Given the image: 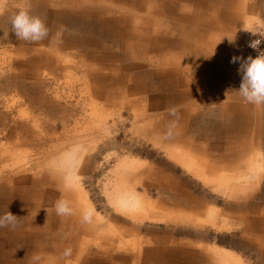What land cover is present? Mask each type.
<instances>
[{
  "label": "rangeland",
  "instance_id": "obj_1",
  "mask_svg": "<svg viewBox=\"0 0 264 264\" xmlns=\"http://www.w3.org/2000/svg\"><path fill=\"white\" fill-rule=\"evenodd\" d=\"M30 1L0 0V29L3 30L0 31L1 190L26 191V204L31 206L30 213L33 214V218L40 215L32 210L33 206H38L39 209L50 206L51 216L58 217V223L67 220L73 226L75 224V228L69 229V232L63 231L64 236L72 234L71 236L76 237L80 230L84 229V236L76 245L78 248L88 249L89 252L97 250L95 247L105 238L118 240V243L130 249L138 241L147 243L149 240L153 244L165 241L169 244L187 243L189 246L186 247L191 251L207 257L211 255L212 248H225L234 253V262L240 260L242 264H264V245L250 243L241 225H237L236 219L232 216H240L243 209L250 206L264 208V203L258 204L264 195L261 190L264 188L263 166L243 165L240 162L241 158H245L247 163L252 162L255 151L234 148L236 145L233 142L234 136L231 137L230 134L228 136L232 141L229 147L222 148L226 142L221 136L223 138L219 144L222 146L219 145V148L216 139L219 135L215 134L222 132L219 128L212 134L194 131L199 128L197 126L199 123L190 125V116L193 114L194 117L199 113L190 109L193 98L190 105L186 106L188 111H182L184 108L182 104L177 115H183L180 120L186 131L183 133L184 138L192 143L194 150L190 147L188 149L184 143L169 145L167 141L162 143L160 138H154L155 133H149L154 126L146 125L140 111H136V114L134 111L119 110L118 113L109 114L105 101L116 102L121 99L111 98L110 91L114 85L106 80L108 75L98 70V73L95 74L94 71L92 75L89 67L113 65L118 68L121 65L120 60L112 59L111 56L120 55L124 48L110 44L112 48L107 54L109 58L107 62L106 60L97 62L90 58V52H94L99 60L104 57L103 51L99 46L85 41L74 54H71L70 49L60 47L61 52L55 49L52 35L46 38L50 42L46 39L37 43L20 41L12 32L9 17L23 8L42 18V13L39 10L35 11ZM47 1H50V9L54 13L59 12L56 3H51L53 0ZM217 1L214 0L215 3ZM212 2L213 0L204 1V4H207L202 9L201 20L209 23L210 27L202 32L203 38L198 44L205 50L206 44H217L225 38L228 39L216 52V56L221 57L222 62L219 68L225 71L228 67L225 64L227 53L237 46L240 32L249 27L264 25V0H233V4H230L232 11L237 13L242 9L234 20L231 19L230 7L213 11V7L209 8ZM173 4L178 7L179 17H182V14L193 15L196 7L190 4V11L184 13L182 8L187 7L185 0H173ZM45 23L54 26L52 21L45 20ZM71 24V20L68 19L67 23L65 21L64 28L67 33L76 31L73 27L75 25ZM168 24L162 20L154 29L158 34L166 33L165 38L169 41L179 42L181 37L185 38L186 32H179L177 28L171 29L172 32L167 34L165 27ZM212 47L207 45V49L210 50L205 55L208 58L214 51ZM89 48H95L96 51H89ZM169 49H172V45L166 43L160 52L155 54L156 57L152 54L153 61L156 62L154 68L157 72L167 75L168 80L180 82V87H183L185 82L193 83L197 77L193 76L196 71L192 67V60L187 59L190 57L189 53H183V58L186 59L179 60L178 52ZM221 69L217 71L220 72ZM206 74L208 77H216V70L204 75ZM118 77L122 79L118 78L121 80L116 82L121 85L115 86L122 88L128 86L124 85L123 79L125 81L129 75L120 67ZM182 77L186 78L183 80ZM209 80L211 79L207 81ZM101 89L106 92L104 99H95V93H100ZM231 93L236 106H245L237 93ZM163 97L169 105L179 102L178 98H172V95ZM249 106L256 107L251 104ZM92 110L105 111L106 121L103 125L96 122L98 119L92 120L91 116H95ZM138 114L141 117L136 119V123L134 117ZM144 125L147 126L146 132L134 127L142 126L145 130ZM80 132H83L85 138L73 146H80L82 149L81 159L71 177L73 186L66 188L65 174L60 168L61 156L62 152H66L72 145L58 154L53 150L61 143V145L65 143V136L74 139ZM231 148L236 152L235 157L227 154ZM256 154H262L264 161V150L256 151ZM226 155L241 164L235 169L220 172H208L204 168L217 164ZM61 197L68 200L73 209L72 215L63 216L64 220L60 219L61 216H58L54 209L55 201ZM134 197L143 200L145 206L151 205V208L134 205L135 200L129 201ZM186 197H190V201H186ZM193 199L201 202L203 208L196 209L192 203ZM75 205L79 207L75 209ZM1 207L18 219L23 208L22 206L12 208L6 204ZM213 208L219 210L223 218H226L217 221L218 227L214 221L208 219V213ZM85 209L91 217L90 222H85L82 218ZM227 215L233 218L228 216L227 219ZM78 219L82 221L79 222L82 229L76 226L80 221ZM226 222L229 223L228 226H225ZM35 226L30 227L34 233L39 231L50 233L49 228L45 226ZM126 227H135L137 235L125 237L121 235ZM24 229L27 230L26 235H30L28 228L23 227V232ZM101 256L99 259L103 264H113L109 262V257ZM60 259L59 256L58 260ZM91 259L89 264H99V261H95L96 258ZM187 259L188 255L184 264H197L190 263ZM61 261V264H82L77 263L73 256L65 257L59 262ZM138 264H144L143 257ZM206 264L220 262L207 258Z\"/></svg>",
  "mask_w": 264,
  "mask_h": 264
},
{
  "label": "crops",
  "instance_id": "obj_2",
  "mask_svg": "<svg viewBox=\"0 0 264 264\" xmlns=\"http://www.w3.org/2000/svg\"><path fill=\"white\" fill-rule=\"evenodd\" d=\"M102 1L104 3L107 2V0H53L51 3H56L59 8V12L57 13H54L50 9V1L31 0L30 3L32 4L31 6H34L35 11L39 10V12L42 13V19L53 22L52 24L54 26H51V24L46 25L50 30L49 35H52L51 38H54V41H52L56 45L55 49H58L60 52L61 48H66L68 50L70 49L71 54H74L85 41V43H91L97 47L99 46V49L104 53V57L98 60V56H95L94 52H90L92 56H90V58L94 61L97 59V62H103L105 60V62H107V59H109L107 58V54L109 53V49L112 48L111 45L115 44L124 48L120 55H114L111 56V58L120 60L121 65L119 67L129 75L125 81L123 79V82H126L124 85L128 86L123 88L121 86H115L121 85V83L116 82V80H119L118 78H121L117 75L119 67H113V65H107L109 67L106 65L105 67L97 66L98 68L89 67V71H96V74L98 70L108 75L106 80L108 83L114 85L111 88L112 91H110L112 94L111 98L121 99L118 100L121 102L127 99H134L143 105L136 111H144L148 116L145 123L148 122L155 127L157 126V129L153 127L149 132L155 133L154 138H160L162 143L167 141L169 145L184 143L188 149L192 148L194 150V146L191 145L192 143L184 138L183 133L186 131L180 120L183 115L178 114L173 117L165 113V109L174 107L176 111H180L182 104L184 107L182 111H188L186 106L190 105L191 98H193L190 109L191 111H198L199 113L194 117L193 114L190 116L192 120H190V125L199 123L197 124L199 128L194 131L200 132V134H212L213 131L219 128L222 132H220V134L215 133L219 135L216 138L219 148L222 146L219 143L223 137L225 138L226 145L222 146V148H226L230 145L232 141L228 136L230 134L231 137L234 136L233 142L236 144L234 148L255 151L252 162L248 161L247 163L245 158H241L242 160L240 159V162L243 165H262L264 168L262 154H256V151L259 152L260 150H264V106L251 108L240 96V100L245 106H236L233 103L232 91L230 92L229 89H227V83L232 78V71L228 67H226L227 70L225 71L219 68L222 64L221 57L219 58L216 56L217 48L219 46L221 47V44H225L228 39L225 38V40L223 39L217 44H206L205 50L201 49L198 44V41L203 38V31L210 27L209 23L201 20V18H203L201 14L202 9L207 4H204V1L207 0H185L187 7L182 8L184 13L185 11H190V4L196 7H194L195 11L193 15L189 16L187 14H182V17H179L178 7L173 4V0H108L106 4ZM230 4H233V0H218L216 3L213 0L209 8L213 7V11H220L226 6L230 7L231 19L234 20L239 16V12H241L242 9L234 13L235 11H232ZM237 8H239V6ZM106 14H108V17ZM124 17L126 19H124ZM68 19L72 21L71 25H75L73 27L76 31L73 33H69L68 31L67 33L65 30L63 32L62 41L56 43L55 37L57 30L61 26L65 27V21L67 23ZM148 19H150V21ZM162 20H164L165 23H169L165 27L167 34L172 32L171 29L177 28L179 32H186L185 38L183 39V37H181L179 42H175L166 40V33L162 35L158 34L154 28L157 24L161 23ZM158 31L160 32L161 29H158ZM104 39L105 44L103 42ZM166 43L172 45V49H169L170 51L173 50L178 52L179 60H185L186 58H183V53H189L190 57L187 59L190 61L192 60V67H194L196 71V74L193 76L197 77L194 79L193 83L185 82L184 86L180 87V82L168 80L167 75L165 76L161 74L162 72H157L154 68L156 62L153 61L152 54L155 56V54L159 53L160 49L164 47ZM207 45L210 48L213 46L212 48L214 49L209 58L205 55L210 50L207 49ZM91 50L96 51L95 48H89V51ZM113 53L114 52H112V55ZM218 69H221L220 72L217 71ZM213 70H216V77H208V74H206V76L204 75ZM225 73L228 77L225 76ZM185 78L186 77H182L183 80ZM207 78L211 80L207 81ZM102 90L100 92H102ZM103 92V94L106 95L104 90ZM163 95H172V98H178L179 102L169 105ZM173 121H176V126L171 129V134L168 135L170 124ZM227 154L231 157L236 156V152L233 148L229 149ZM228 155L222 157L223 160L218 161L217 164L205 166L204 168H206L208 172H220L222 170L237 168L241 163L239 164L235 159H229L230 157ZM208 167H212L213 169ZM262 177L264 178V176ZM261 190L264 192L263 187ZM26 194L27 192L24 190L13 192L1 190L0 188V216L8 212L2 209L1 206L4 204L12 208L23 207L20 212L21 219L19 218L17 223L19 227L16 226L15 231L12 227L0 228V264H61L62 261H59L65 258L63 252L67 248L72 250L71 256L75 258L76 262L82 264H89L92 260L91 257L96 258L95 261H99V264H103L99 259L102 257L101 255L109 257V262H113V264H117V262H120V264H130V262L132 264H138L142 257L144 258V264H184L187 255V261L190 263L206 264L208 258V260L212 259V261H218L222 264V259L218 258L214 253V248L210 250L212 253L207 257L203 254L191 251L186 247L189 246L187 243L180 245V243L177 242L169 244L165 241H158L153 244L149 240L147 243L138 241L134 247L130 249L124 247L122 243H118V240L115 241L105 238L95 247L97 250L89 252L88 249L85 250L82 247L78 248L76 245L84 236V229H82L81 223H79L82 222L81 219H78L80 221H78L76 225L82 229L79 235L73 237L71 236L72 234H66L64 236L63 231L69 232V229L75 228V224L73 226V224H70L67 220L66 222L63 221L58 223V217L51 216L52 211L50 206L41 209H39L38 206H33L32 210L40 214L38 217L33 218V214L31 215L30 213L31 206H27L28 204H26ZM190 199V197H187L186 201H190ZM192 203H194L196 209L203 208L201 202L196 199H193ZM262 203H264V195H262L260 203L258 204L261 205ZM36 209H39V211ZM43 213L45 214L44 216ZM228 216L231 215H227V219ZM232 216L233 219H236L237 225H241V229L244 230V235L248 238L250 243L257 244V246L264 245V208L261 209L254 205L247 209H243L240 216ZM60 219L64 220L63 217ZM228 224L229 223L226 222L225 226H228ZM31 225L45 226L49 228L50 233H42L41 231L34 233L30 230V227H32ZM23 227H27L29 230L28 234H32L27 236V230L24 229L25 232H23ZM98 227H100V225ZM13 233L15 236L12 235ZM120 234L124 237L137 235V229L135 227H126ZM220 250L229 251L225 248H221ZM120 251H123V253L121 254ZM258 252L261 253L262 256V252L259 249ZM59 256L61 257L60 260H58ZM225 256L231 260L235 258L234 253L231 251ZM226 259L224 260L227 261Z\"/></svg>",
  "mask_w": 264,
  "mask_h": 264
},
{
  "label": "clouds",
  "instance_id": "obj_3",
  "mask_svg": "<svg viewBox=\"0 0 264 264\" xmlns=\"http://www.w3.org/2000/svg\"><path fill=\"white\" fill-rule=\"evenodd\" d=\"M12 32L20 41L29 43H37L49 36V28L45 20L37 15H33L30 11L21 8L16 13L9 17ZM0 31H3L0 29ZM65 28L61 26L56 33L55 42L62 41L63 32ZM252 48H257V41L252 42ZM240 61V73L242 75V82L238 90L232 91L237 93L244 102L256 107L264 106V52H261L255 59L251 56L247 60L242 57H233L232 63ZM170 115L175 117L177 111L174 108L165 109ZM176 126V121L171 122L168 135L171 134V129ZM82 149L80 146H72L61 156L60 168L65 174V187L71 188L72 174L79 166L81 159ZM55 212L58 216H69L73 214V209L70 202L63 197L58 199L54 205ZM82 218L85 222H90L91 217L88 210L85 209ZM18 223L17 216L13 215L10 211L0 216V228L12 227L15 228ZM72 250L67 248L63 252L64 257H70Z\"/></svg>",
  "mask_w": 264,
  "mask_h": 264
},
{
  "label": "bare ground",
  "instance_id": "obj_4",
  "mask_svg": "<svg viewBox=\"0 0 264 264\" xmlns=\"http://www.w3.org/2000/svg\"><path fill=\"white\" fill-rule=\"evenodd\" d=\"M91 1V0H90ZM106 1V0H105ZM93 2V1H92ZM103 2V1H102ZM107 2H108V0H107ZM106 2V3H107ZM91 3V2H90ZM104 3V2H103ZM106 3H104V4H106ZM110 3V2H109ZM142 3V2H141ZM99 4H100V2H99ZM102 6V5H101ZM111 6V5H110ZM139 6V5H138ZM106 8V7H105ZM110 9V8H109ZM111 9H112V6H111ZM125 9V8H124ZM127 9V8H126ZM141 10V9H140ZM118 11V10H117ZM103 14V13H102ZM107 15V17H108V14H106ZM99 16V15H98ZM127 16H129V15H127ZM124 19H126L125 17H124ZM156 19V18H155ZM149 21H150V19H148ZM125 21V20H124ZM158 22H160V21H158ZM153 23V22H152ZM162 23V22H161ZM101 24V23H100ZM120 24V23H119ZM143 25V24H142ZM156 25V24H155ZM151 26V25H150ZM149 26V27H150ZM129 27V26H128ZM129 28H131V27H129ZM160 30V29H159ZM148 31V30H147ZM70 33V32H69ZM157 33V32H156ZM98 34V33H97ZM96 34V35H97ZM123 35V34H122ZM116 37V36H115ZM158 38V37H157ZM93 40H95V39H93ZM96 41V40H95ZM130 41V40H129ZM112 42H114V41H112ZM149 43V42H148ZM112 44V43H111ZM142 44V43H141ZM130 45V44H129ZM147 46H149V45H147ZM141 47V46H140ZM144 47V46H143ZM70 48V47H69ZM142 48V47H141ZM44 54V53H43ZM41 57H44V56H41ZM179 59V58H178ZM95 60H97V59H95ZM226 64V63H225ZM75 67V66H74ZM98 68V67H97ZM73 70V69H72ZM94 71V70H93ZM110 71V70H109ZM89 74V73H88ZM90 74H92L93 75V72H91ZM100 75V74H99ZM116 75V74H115ZM118 75V74H117ZM110 78V77H109ZM122 79V78H121ZM121 79H119V80H121ZM114 82V81H113ZM124 83H126V82H124ZM142 87V86H141ZM93 88V87H92ZM99 89V88H98ZM102 90V89H101ZM132 90V89H131ZM143 90V89H142ZM105 91V90H104ZM135 91V90H134ZM104 92H103V90H102V92H96L95 94V99H97L98 98V100H103L104 98V94H103ZM89 94H91V92L89 93ZM132 95V94H131ZM135 96H137V95H135ZM145 97V96H144ZM147 97H148V95H147ZM106 100V99H105ZM148 102V101H147ZM105 105H106V107H108L109 108V114H111V113H115V112H119V110H126V111H134L133 113H136V110H138L139 108H141L143 105L141 104V103H139V101H137V100H134V99H127L126 101H123V102H121V101H114V102H106L105 101ZM95 106V105H94ZM99 107V106H98ZM97 109V108H96ZM149 110V109H148ZM93 111V110H92ZM125 112V111H124ZM141 113H140V115L141 116H144V121H146L147 120V114H145V112L144 111H140ZM99 113V114H98ZM142 113H144V114H142ZM137 114V113H136ZM93 115H95L97 118H94L95 116H91V118H93L92 120H95V119H98L96 122H101L102 123V125H103V122H105L106 120V117L104 116L105 115V111H96L95 110V112L93 111ZM154 115H156V114H154ZM113 116V115H112ZM141 116H139V114L138 115H135V117H134V119L136 120V119H138L139 117H141ZM150 116V115H149ZM155 117V116H154ZM159 118V117H158ZM140 119V118H139ZM163 119H166V118H163ZM142 120V119H141ZM139 121V120H138ZM85 122V121H84ZM130 122V121H129ZM136 123H137V120H136ZM135 123V124H136ZM153 123H155V122H153ZM169 123V122H168ZM94 124V123H93ZM110 124V123H109ZM135 124H133V125H135ZM147 124H149V125H151L150 123H146V125ZM157 124V123H156ZM95 125V124H94ZM94 125H92V128H93V126ZM165 125V124H164ZM97 126H98V124H97ZM96 126V127H97ZM124 126V125H123ZM145 126V125H144ZM82 127V126H81ZM88 127V126H87ZM135 127V129H137V130H142V131H144V132H146L147 131V126H145L144 128H145V130H143V128H142V126H134ZM155 127V126H154ZM157 127V126H156ZM155 127V128H156ZM178 127V126H177ZM84 128H86L85 127V125H84ZM180 128V127H179ZM105 129H107V128H105ZM157 129V128H156ZM159 129V128H158ZM178 131H180V130H178ZM78 132V131H77ZM84 132V131H83ZM83 132H80V134H79V136H77V137H75L74 139L73 138H71V139H69L68 137H66L65 135V138H66V140H65V143L63 144V145H61L60 144V146H56V148H55V150H53V152L55 151V153L56 154H58L59 152H61V151H65L66 149H68V147L69 146H73V145H75V144H78L80 141H82L83 140V138H85V136H84V134H83ZM143 132V133H144ZM160 132V131H159ZM175 132V131H174ZM182 132V131H181ZM85 133H86V130H85ZM77 134V133H76ZM63 135V134H62ZM83 135V136H82ZM73 136V135H72ZM62 137V136H61ZM71 137V136H70ZM175 137H177V136H175ZM63 139V138H62ZM178 139V138H177ZM64 140V139H63ZM181 140V139H180ZM50 141V140H49ZM62 141V140H61ZM179 141V140H178ZM177 141V142H178ZM52 148V147H51ZM70 148V147H69ZM49 152H51V151H49ZM64 152H62V154H63ZM61 154V153H60ZM59 154V155H60ZM56 157V156H55ZM54 157V158H55ZM60 157V156H59ZM58 159V158H57ZM56 159V160H57ZM183 162H185V160L183 161ZM230 162V161H229ZM236 163V162H235ZM45 164V163H44ZM60 164V163H59ZM181 164H183V163H181ZM238 164V163H237ZM183 165H186L185 163L183 164ZM59 166V165H58ZM187 166H189V165H187ZM55 167H57V166H55ZM191 167V166H190ZM208 168H212V167H208ZM190 169V168H189ZM213 169V168H212ZM31 174V173H30ZM38 174V173H37ZM48 174V173H47ZM25 175V174H24ZM43 175V174H42ZM41 176V175H40ZM44 176V175H43ZM52 176V175H51ZM62 179H64V178H62ZM141 180V179H140ZM143 180V179H142ZM225 180V179H224ZM139 183H140V181H139ZM169 185H170V183H169ZM34 188H35V186H33ZM37 187V186H36ZM42 187V186H41ZM39 190V189H38ZM31 192V191H30ZM34 193V192H33ZM33 197V196H32ZM187 198V197H186ZM36 199V198H35ZM131 199V198H130ZM129 199V201L131 202V201H134L135 200V202H134V205H141V206H145V205H143L145 202L143 201V200H140V199H137L136 197H134V199H132V200H130ZM129 202V203H130ZM55 203H56V201H55ZM77 203V202H76ZM75 203V204H76ZM74 205V204H73ZM202 205V204H201ZM76 206V205H75ZM78 206V205H77ZM77 206H76V208L75 209H77ZM71 207H72V205H71ZM79 207V206H78ZM81 207V206H80ZM146 209H150L151 208V205H149V204H146ZM158 208V207H157ZM25 210H27V209H25ZM30 210V209H29ZM37 210V209H36ZM52 210V209H51ZM79 211V210H78ZM6 212V211H5ZM92 213V212H91ZM30 214V213H29ZM32 215V214H31ZM208 215H209V220H211V221H214L213 223H215V225L218 227V225H219V222H217L218 220L219 221H221V220H225L224 218H223V216L221 215V212L219 211V210H217V209H215V208H213V210H210L209 211V213H208ZM29 217V216H28ZM222 218V219H221ZM39 221V220H38ZM32 226V225H31ZM38 226V225H37ZM36 227V226H35ZM36 229V228H35ZM37 233V232H36ZM32 234V233H31ZM30 234V235H31ZM14 236H15V234H14ZM44 236V235H43ZM31 237V236H30ZM29 239V238H28ZM19 240V239H18ZM32 240V239H31ZM10 241V240H9ZM37 241V240H36ZM42 241V240H41ZM14 244V243H13ZM32 244V243H31ZM212 253V252H211ZM214 253L218 256V258H221L222 259V264H242L241 263V261L239 260V261H235L234 262V259H229V258H227L225 255H227V254H229V251H226V250H220L219 248H215L214 249ZM227 258V259H226ZM224 259H226L227 261H225Z\"/></svg>",
  "mask_w": 264,
  "mask_h": 264
},
{
  "label": "built area",
  "instance_id": "obj_5",
  "mask_svg": "<svg viewBox=\"0 0 264 264\" xmlns=\"http://www.w3.org/2000/svg\"><path fill=\"white\" fill-rule=\"evenodd\" d=\"M257 41V48H252L249 45ZM261 52H264V25L249 27L243 29L239 34V42L237 46L230 49L226 56V64L232 71V78L227 83V89L236 91L239 89L242 82V75L239 71L240 61L232 63L233 57H242L247 60L249 56L255 59Z\"/></svg>",
  "mask_w": 264,
  "mask_h": 264
}]
</instances>
